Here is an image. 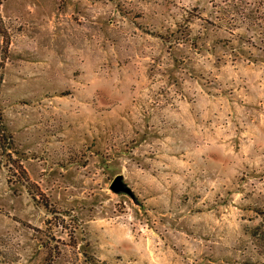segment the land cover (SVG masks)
<instances>
[{"label":"rangeland","instance_id":"rangeland-1","mask_svg":"<svg viewBox=\"0 0 264 264\" xmlns=\"http://www.w3.org/2000/svg\"><path fill=\"white\" fill-rule=\"evenodd\" d=\"M0 135V264H264V0H0Z\"/></svg>","mask_w":264,"mask_h":264},{"label":"trees","instance_id":"trees-1","mask_svg":"<svg viewBox=\"0 0 264 264\" xmlns=\"http://www.w3.org/2000/svg\"><path fill=\"white\" fill-rule=\"evenodd\" d=\"M0 144L2 146V137L0 135ZM263 222V223H262ZM254 228L246 229L245 234L250 238L256 252L264 260V221Z\"/></svg>","mask_w":264,"mask_h":264},{"label":"water","instance_id":"water-1","mask_svg":"<svg viewBox=\"0 0 264 264\" xmlns=\"http://www.w3.org/2000/svg\"><path fill=\"white\" fill-rule=\"evenodd\" d=\"M110 190L114 193H124L132 197V192L130 189L123 183L122 177L117 175L114 177L110 184Z\"/></svg>","mask_w":264,"mask_h":264}]
</instances>
